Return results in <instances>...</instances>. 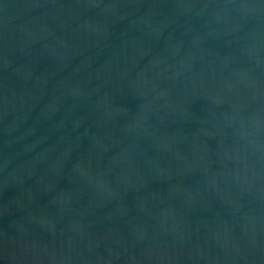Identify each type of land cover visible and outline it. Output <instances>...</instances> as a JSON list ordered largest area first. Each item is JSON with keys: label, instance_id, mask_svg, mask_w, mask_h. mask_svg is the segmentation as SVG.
<instances>
[{"label": "water", "instance_id": "water-1", "mask_svg": "<svg viewBox=\"0 0 264 264\" xmlns=\"http://www.w3.org/2000/svg\"><path fill=\"white\" fill-rule=\"evenodd\" d=\"M0 264H264V0H0Z\"/></svg>", "mask_w": 264, "mask_h": 264}]
</instances>
